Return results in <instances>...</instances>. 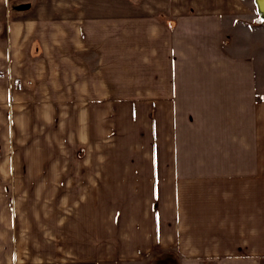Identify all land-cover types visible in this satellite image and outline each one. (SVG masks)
Segmentation results:
<instances>
[{
	"label": "crops",
	"instance_id": "0c3cea01",
	"mask_svg": "<svg viewBox=\"0 0 264 264\" xmlns=\"http://www.w3.org/2000/svg\"><path fill=\"white\" fill-rule=\"evenodd\" d=\"M108 1L107 11H80L92 20L77 27L75 50L60 48L62 112L92 133L102 99L116 112L122 98L126 113L146 115L155 153L108 170L103 206L113 210L111 224L101 229L100 203L87 230L77 219L73 239L89 247L76 264H264L259 58L227 36L252 31L259 14L245 11L243 0ZM5 32L0 22V84L7 75L36 81L58 70L47 61L49 42L31 25H13L9 40ZM0 183V264H16L5 243L16 224L5 218Z\"/></svg>",
	"mask_w": 264,
	"mask_h": 264
},
{
	"label": "rangeland",
	"instance_id": "374dc122",
	"mask_svg": "<svg viewBox=\"0 0 264 264\" xmlns=\"http://www.w3.org/2000/svg\"><path fill=\"white\" fill-rule=\"evenodd\" d=\"M243 1L245 11L258 15L254 0ZM93 5L100 11L109 9L108 0H0L5 39L9 40L13 25H31L44 44L49 42L52 56L47 61L58 69L36 81L29 74L20 78L7 75L8 80L0 84L4 93L0 95V173L5 170L0 181H4L5 218L16 224L14 238L6 234L9 240L5 243L7 250L14 248L16 264H46L47 260L76 264V255H83L81 250L89 247L86 241L73 239L76 235L71 231L77 219L80 224L87 223V230L96 211L92 205L100 203L101 229L111 224L113 210L103 206L109 200L108 170L122 169L129 164L124 160L133 155L155 153V131L149 130L146 115L126 113L122 98L117 99L116 112L107 111L109 100L102 99L92 133L78 126L75 114L62 112L60 48L68 45L75 50L80 34L77 27L92 20L81 18L80 11L87 14ZM254 23L252 31L237 28L236 34L233 31L227 36L230 44L237 42L257 54L264 94V20ZM21 39L24 43V34ZM3 76L6 73H0V78ZM84 123L87 125V120ZM127 196L118 195L117 201H125ZM83 262L88 263L87 259ZM101 264L115 263L102 260ZM116 264L129 263L120 260Z\"/></svg>",
	"mask_w": 264,
	"mask_h": 264
},
{
	"label": "water",
	"instance_id": "95a60500",
	"mask_svg": "<svg viewBox=\"0 0 264 264\" xmlns=\"http://www.w3.org/2000/svg\"><path fill=\"white\" fill-rule=\"evenodd\" d=\"M255 3L257 5V11H258V14H259V18L264 20V7H261L258 0H255Z\"/></svg>",
	"mask_w": 264,
	"mask_h": 264
},
{
	"label": "bare ground",
	"instance_id": "6f19581e",
	"mask_svg": "<svg viewBox=\"0 0 264 264\" xmlns=\"http://www.w3.org/2000/svg\"><path fill=\"white\" fill-rule=\"evenodd\" d=\"M255 1V0H254ZM258 2H259V4H260V6L261 7H264V0H258ZM256 4V3H255ZM256 7H257V5H256Z\"/></svg>",
	"mask_w": 264,
	"mask_h": 264
}]
</instances>
